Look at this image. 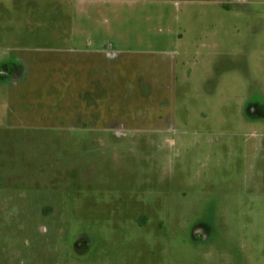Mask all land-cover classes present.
<instances>
[{"label":"rangeland","instance_id":"obj_1","mask_svg":"<svg viewBox=\"0 0 264 264\" xmlns=\"http://www.w3.org/2000/svg\"><path fill=\"white\" fill-rule=\"evenodd\" d=\"M228 6L75 8L81 51L25 57L0 90V264H264V0Z\"/></svg>","mask_w":264,"mask_h":264},{"label":"crops","instance_id":"obj_2","mask_svg":"<svg viewBox=\"0 0 264 264\" xmlns=\"http://www.w3.org/2000/svg\"><path fill=\"white\" fill-rule=\"evenodd\" d=\"M111 1L113 0H0V17L5 15L3 18L8 19V27L15 29L14 27L21 25L29 30L28 33L19 35L11 29L6 32L0 31V54L7 58L3 61L0 60V90L6 87L24 86L26 81L30 80L31 63L34 60L25 57H34L40 54L60 55L67 51H81L83 49L82 37L85 33L80 26L74 35V21L71 18L72 12L70 14L69 11L80 8L81 14H88L89 6L92 5L93 8L97 9L103 7L104 2ZM198 1H212L228 12L230 11L228 4L250 0ZM3 18H0V29L2 22H4ZM21 18H25V21ZM41 20L44 22L43 25ZM47 25L48 33L41 36L39 32L41 26L46 28ZM52 40L54 41L51 42ZM67 43L71 45L68 49L64 47ZM216 47L214 46V48ZM209 241L207 240L205 243L207 244Z\"/></svg>","mask_w":264,"mask_h":264}]
</instances>
